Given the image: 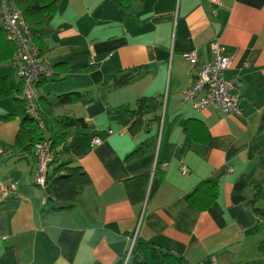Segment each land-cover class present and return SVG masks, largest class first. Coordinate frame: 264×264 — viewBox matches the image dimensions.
I'll return each mask as SVG.
<instances>
[{
    "label": "crops",
    "instance_id": "1",
    "mask_svg": "<svg viewBox=\"0 0 264 264\" xmlns=\"http://www.w3.org/2000/svg\"><path fill=\"white\" fill-rule=\"evenodd\" d=\"M220 2L135 0L123 7L119 0H58L52 16L30 25L56 74L51 79L60 80L50 93L39 91L48 79L39 81L47 132L50 117L86 123L66 130L57 160L80 165L90 181L71 207L46 211L33 153L13 149L18 119L0 120V184L15 186L0 205V264H126L136 242H150L184 263L264 264L258 247L264 217L253 210L264 209V198L248 203L254 184L264 188V0ZM213 39L230 56L225 77H239V115L213 106L194 110L181 98L207 62ZM189 50L197 52L195 63L181 56ZM5 67L16 76L14 68L0 63V76L12 86ZM132 67L139 68L133 79L115 86ZM75 92L72 100L58 101ZM143 96L163 103L138 130L112 117L114 107L134 108ZM191 118L207 127L206 141L186 136ZM138 148L141 153L131 156ZM54 166L50 162L48 172ZM146 172L158 184L132 203L124 181ZM240 177L248 183L245 200L233 203ZM203 179L216 182L218 194L198 210L186 197Z\"/></svg>",
    "mask_w": 264,
    "mask_h": 264
},
{
    "label": "trees",
    "instance_id": "2",
    "mask_svg": "<svg viewBox=\"0 0 264 264\" xmlns=\"http://www.w3.org/2000/svg\"><path fill=\"white\" fill-rule=\"evenodd\" d=\"M134 1L135 0H119V3L123 7H129ZM57 3L58 0H16V5L24 20L29 25L37 26H40L44 23V19L55 13ZM32 34H34V32H32ZM33 39L40 49V44L37 43L34 36ZM14 50V43L8 39L4 30L0 28V63L2 61H10L12 64ZM138 69V67H132L126 70L117 78L114 85L123 86L129 83ZM55 75L54 73L52 78H55ZM21 86L20 79L17 87L12 88L7 76H0V100L11 96L13 102L12 110L8 113L1 114L0 120L18 119V130L13 143V149L17 155L31 153L34 145L46 137L51 140L54 155H52V160L50 162L54 163L55 166L50 172L47 171L45 186L43 187L46 196V211L69 208L74 204L79 188L89 183L90 178L80 165L72 164L70 161L59 162L57 156L60 151L55 150V148L65 140L66 130L68 128L86 127V123L83 118L69 116L50 117L51 124L48 128L49 137L45 136V131L39 128L35 119L25 112ZM16 94L18 95L16 96ZM75 96H79V93H66L58 96V101H63L64 99L72 100ZM41 99L39 94L40 111L44 117L45 112L41 104ZM162 103V101L154 97L143 96L137 99L134 108L129 107L127 104L114 107V114L112 117L118 119L123 124H128L129 129L135 131L144 125L145 115L159 111L162 107ZM159 117L160 115L155 114L154 119L159 120ZM184 132L189 139L200 142H204L209 138L207 127L198 119H188L184 126ZM140 153V149L138 148L130 155L133 156ZM149 175L150 174L146 172L130 177L124 181L126 194L132 203L142 200L148 187L149 192H152L157 186L158 180L153 176L151 181H149ZM247 185V181L242 177L234 182L231 194L233 203H240L245 200L243 190ZM253 189V196L248 201L252 207L256 201L264 198V188H262L260 184H254ZM217 194V183L209 179H203L199 181L192 192L187 195L186 201L198 210H206L214 202ZM253 210L256 215L264 217V209L253 207ZM258 247L264 250V240L259 242ZM126 264L185 263L182 258L176 257L168 251L157 250L150 242H136L132 248L130 259Z\"/></svg>",
    "mask_w": 264,
    "mask_h": 264
},
{
    "label": "built area",
    "instance_id": "3",
    "mask_svg": "<svg viewBox=\"0 0 264 264\" xmlns=\"http://www.w3.org/2000/svg\"><path fill=\"white\" fill-rule=\"evenodd\" d=\"M220 4V0H208ZM0 26L8 39L14 43L15 50L12 55V65L21 81V94L24 101L25 112L33 117L37 125L46 131L44 117L40 111L38 82L41 79H51L54 71L48 59L36 45L30 25L24 20L16 5V0H0ZM209 58L195 74L192 84L181 93L183 101L190 103L194 110L213 106L224 113L239 115V96L237 94L240 80L237 75L225 77V72L230 66V56L225 53L224 46L219 39L208 43ZM183 60L195 63L196 50H189L181 54ZM94 144H99L100 139L95 137ZM36 159L34 174L35 184L44 187L48 165L52 160V142L47 137L36 143L32 149ZM160 169L165 170L166 163L160 164ZM182 171L185 169L181 166ZM14 184H0V205L4 203L14 191ZM130 247L126 263L131 253ZM201 264V263H185ZM217 264V263H213Z\"/></svg>",
    "mask_w": 264,
    "mask_h": 264
},
{
    "label": "rangeland",
    "instance_id": "4",
    "mask_svg": "<svg viewBox=\"0 0 264 264\" xmlns=\"http://www.w3.org/2000/svg\"><path fill=\"white\" fill-rule=\"evenodd\" d=\"M7 63H5V65H6ZM10 69H7L6 67H5V69H4V72L5 71H8L9 72V77H10V82H11V84H12V86L15 88V87H17V83H18V81H17V75L15 76L14 74H13V72L10 70ZM16 74V73H15ZM60 80H58V79H54V80H52V79H48L47 80V82H46V84H44V86H43V88L40 90V88H39V91H45V90H47V89H49V93L50 92H52V91H54V89H56L55 87V84H57L58 82H59ZM18 94H16V96H17ZM45 97H46V94H43ZM12 104V99H11V96L10 97H7V98H4V99H1L0 100V111H2V112H6V111H8V109H9V107H11L10 105ZM49 127V126H48ZM44 135L45 136H47L48 135V132L47 131H45L44 132Z\"/></svg>",
    "mask_w": 264,
    "mask_h": 264
}]
</instances>
